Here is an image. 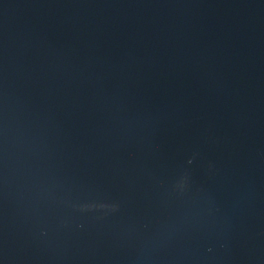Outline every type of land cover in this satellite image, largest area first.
I'll list each match as a JSON object with an SVG mask.
<instances>
[{
    "label": "water",
    "instance_id": "1",
    "mask_svg": "<svg viewBox=\"0 0 264 264\" xmlns=\"http://www.w3.org/2000/svg\"><path fill=\"white\" fill-rule=\"evenodd\" d=\"M0 264H264V0H0Z\"/></svg>",
    "mask_w": 264,
    "mask_h": 264
}]
</instances>
